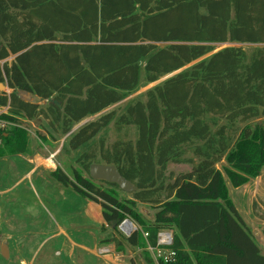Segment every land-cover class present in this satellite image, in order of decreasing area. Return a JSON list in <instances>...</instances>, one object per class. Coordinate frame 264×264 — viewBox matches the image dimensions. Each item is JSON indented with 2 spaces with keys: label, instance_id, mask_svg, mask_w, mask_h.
I'll list each match as a JSON object with an SVG mask.
<instances>
[{
  "label": "trees",
  "instance_id": "1",
  "mask_svg": "<svg viewBox=\"0 0 264 264\" xmlns=\"http://www.w3.org/2000/svg\"><path fill=\"white\" fill-rule=\"evenodd\" d=\"M238 43L257 46L248 54ZM170 74L63 146L81 150L76 161L88 173L94 163L115 165L136 186L132 198L77 169L72 177L60 167L50 174L100 204L115 230L134 222L130 235L120 233L148 264H264L227 185L240 187L264 169V123L256 121L264 115V0H0V83L10 90L0 92V121L9 124L0 126V158L28 152L23 119L42 116L67 134L142 78L149 84ZM28 93L47 105L24 99ZM111 123L134 127L135 139L97 144ZM181 162L190 170L167 175L169 163ZM138 202L156 208L153 221ZM162 230L174 235L169 260L149 250ZM111 243L121 250L115 235L101 240Z\"/></svg>",
  "mask_w": 264,
  "mask_h": 264
},
{
  "label": "rangeland",
  "instance_id": "2",
  "mask_svg": "<svg viewBox=\"0 0 264 264\" xmlns=\"http://www.w3.org/2000/svg\"><path fill=\"white\" fill-rule=\"evenodd\" d=\"M235 45L241 46L248 54L257 46L251 43ZM224 46L227 44L221 47ZM172 74L149 84L142 78L136 91L102 112L74 125L67 134L50 125L42 116L21 121L22 127L28 132V152L0 158V264H142V261L148 264L141 249L126 243L120 233L121 231L126 234L125 231L120 228L117 231L108 224L102 229L104 221L100 204L62 185L50 172L60 167L72 177L73 169H77L88 177L89 173L76 161L81 150L63 149L68 136L108 111H121L128 101L144 97L149 89ZM5 91L10 92L7 87ZM23 98L41 107L48 103L47 100L26 94ZM256 121L264 123V115ZM217 122L222 124L225 120L218 119ZM245 124L238 123L237 128L240 129ZM123 137L135 139L136 129L130 127L117 131L111 123L109 128L97 137V144L101 138H104L106 143H111ZM184 157L192 158V152L188 150ZM51 161L54 166L47 164H52ZM225 165L224 160L218 163L217 167L223 170ZM190 168L191 164L188 162L169 163L167 175L185 172ZM94 181L97 185L108 188L104 181ZM227 185L234 205L264 254V169L260 175L250 178L240 187L234 188L228 180ZM119 190L117 191L121 196L132 198L133 192L128 193L120 188ZM137 210L145 219L154 220L156 208L152 205L138 202ZM110 234L122 241L121 250H117L113 243L109 246L101 244V240ZM3 244L9 247L8 259L1 255ZM126 244L129 247L126 248Z\"/></svg>",
  "mask_w": 264,
  "mask_h": 264
},
{
  "label": "water",
  "instance_id": "3",
  "mask_svg": "<svg viewBox=\"0 0 264 264\" xmlns=\"http://www.w3.org/2000/svg\"><path fill=\"white\" fill-rule=\"evenodd\" d=\"M6 85L0 83V92L5 91ZM31 96L29 93L26 94ZM89 176L93 180H102L108 183L117 184L125 192L131 193L137 190L136 186L129 179L125 178L113 164L94 163L90 165ZM121 229V228H120ZM130 234V233H129ZM127 234V235H129ZM1 255L8 259L10 256L9 247L3 244Z\"/></svg>",
  "mask_w": 264,
  "mask_h": 264
},
{
  "label": "built area",
  "instance_id": "4",
  "mask_svg": "<svg viewBox=\"0 0 264 264\" xmlns=\"http://www.w3.org/2000/svg\"><path fill=\"white\" fill-rule=\"evenodd\" d=\"M9 124L6 122L0 121V126L5 127ZM129 224L130 228L129 230H125L123 228V225ZM135 223L130 221L129 219H126L120 226L121 230L125 231L126 235L131 234L133 231L137 229V225H134ZM129 234V235H130ZM144 236L147 237L148 233H144ZM173 231L172 230H162L161 232L158 233V240H157V247H149V250L153 254L154 258H162L164 260H169L171 259L174 255L175 252L169 248V246L173 243Z\"/></svg>",
  "mask_w": 264,
  "mask_h": 264
},
{
  "label": "bare ground",
  "instance_id": "5",
  "mask_svg": "<svg viewBox=\"0 0 264 264\" xmlns=\"http://www.w3.org/2000/svg\"><path fill=\"white\" fill-rule=\"evenodd\" d=\"M51 163L52 164H49V162H47V164L49 165V166H54V163L51 161ZM45 164V163H44ZM123 228L125 229V230H129V228H130V225L129 224H125V225H123Z\"/></svg>",
  "mask_w": 264,
  "mask_h": 264
},
{
  "label": "crops",
  "instance_id": "6",
  "mask_svg": "<svg viewBox=\"0 0 264 264\" xmlns=\"http://www.w3.org/2000/svg\"><path fill=\"white\" fill-rule=\"evenodd\" d=\"M102 217H103V216H102ZM103 221H104V219H103ZM104 224H105V226H106L105 221H104ZM104 224H103V225H104ZM126 243H127V242H126ZM108 246H109V245H108ZM125 246H127V244H126ZM108 248H109V247H108ZM136 260H137V259H136ZM125 264H128V263H125ZM129 264H130V263H129ZM142 264H144L143 261H142Z\"/></svg>",
  "mask_w": 264,
  "mask_h": 264
},
{
  "label": "flooded vegetation",
  "instance_id": "7",
  "mask_svg": "<svg viewBox=\"0 0 264 264\" xmlns=\"http://www.w3.org/2000/svg\"><path fill=\"white\" fill-rule=\"evenodd\" d=\"M56 169H57V168H56ZM56 169H55V170H56Z\"/></svg>",
  "mask_w": 264,
  "mask_h": 264
}]
</instances>
